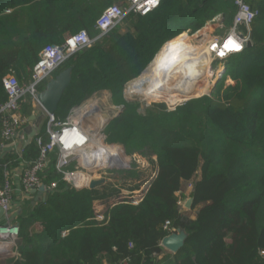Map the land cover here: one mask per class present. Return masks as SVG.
Segmentation results:
<instances>
[{
	"label": "trees",
	"instance_id": "1",
	"mask_svg": "<svg viewBox=\"0 0 264 264\" xmlns=\"http://www.w3.org/2000/svg\"><path fill=\"white\" fill-rule=\"evenodd\" d=\"M235 1L162 0L145 17L130 14L56 70L71 69L70 86L57 110H70L92 94L107 91L112 105L123 106L106 125L117 138L107 144L122 145L127 156L149 149L155 172L140 202L113 203L97 220L93 204L122 195L67 186L55 169L56 154H50L39 177L45 187L56 182L58 191L46 194L28 215L19 216L18 251L23 264H102L103 260L109 264L124 260L127 264H264V0H246L258 14L249 31L242 26L239 32L252 46L223 61L225 71L210 97L188 101L172 112L163 104H153L141 113L137 103L122 97L125 82L139 76L145 62L168 40L187 30L193 34L220 16L226 34L236 12ZM109 4L0 0V105L6 100L5 76L12 73L20 83H27L40 51L61 45L66 34L85 31L94 39L95 22ZM207 51L206 47L196 53L204 59ZM227 77L234 84L224 88ZM20 110L27 118L32 115L30 105ZM55 116L63 121L61 115ZM38 153L32 141L20 158L31 163ZM109 156L114 159L110 162H126L120 146L107 150L103 159ZM19 161L17 155L6 153L0 160V178L2 165L11 168ZM122 175L138 177L129 171ZM187 199H192L191 207L183 210L178 201ZM35 222L41 223L43 233L29 237L27 230ZM172 230L186 235L176 254L160 246Z\"/></svg>",
	"mask_w": 264,
	"mask_h": 264
},
{
	"label": "built area",
	"instance_id": "2",
	"mask_svg": "<svg viewBox=\"0 0 264 264\" xmlns=\"http://www.w3.org/2000/svg\"><path fill=\"white\" fill-rule=\"evenodd\" d=\"M123 1L126 4L125 6L111 5L96 20L95 30L98 32L96 38L90 39L85 31H80L68 35L59 46L48 45L44 47L38 55V61L34 65L27 83H20L12 73L2 79V88L5 92L6 100L0 105V137L3 141L0 145L1 152L6 149L8 152L21 156L22 150L17 151L14 147L11 148V144L18 134L30 125L29 118L21 114V106L30 105L33 110L42 112L37 101V95L42 91L40 87L51 78L53 73L63 63L72 55L88 49L94 41L120 25L130 14L145 17L156 11L162 2V0H154V2H149V0ZM235 6L236 12L229 31L223 37H213L211 34L209 41L205 42L213 61L222 63L229 57L242 53L245 41L249 40L247 36L239 32V27L243 26L249 31V26L258 13L250 8L246 0H236ZM221 53L223 54L221 55ZM81 108H72L64 121L58 120L55 114H45V139L41 135V131L38 130L39 126L35 127L36 135L33 137V141L39 153L36 160L29 163L28 167L22 172L20 185L25 193L38 190L42 186L39 175L47 167L49 155L52 153L56 154L55 169L61 175V181L76 190H81L84 187L88 188L90 181H92L91 175L97 172L100 167H106V164H104L105 166L97 167L98 162L93 165L86 163L84 150L95 143L97 136L101 137L103 144H108L104 133L105 122H103L98 134L93 133L92 125L88 126L87 124L96 118V115L92 117L95 109L83 110ZM101 154L103 153L101 152ZM95 155L97 159L99 156L97 151ZM111 159L112 156H109L103 162L109 163L114 160ZM71 164H74V168L68 170ZM1 168L0 209L3 212V216L0 219V254L15 249L19 237L18 226L13 223L12 216L14 213L12 203L14 190L10 180L11 171L7 164L2 165ZM77 175L87 176V182L77 185L74 181V177ZM189 189L190 187H188ZM57 191V183L53 182L48 187H45L44 195ZM122 200L137 204L141 199L139 197H135V199L119 197L113 201H105L104 204L109 207L113 203H118ZM185 204L186 200L178 201V205L183 210H186ZM168 227L169 223L165 222L164 229L167 230ZM172 231L175 233L174 230ZM121 264H127V260L122 261Z\"/></svg>",
	"mask_w": 264,
	"mask_h": 264
},
{
	"label": "rangeland",
	"instance_id": "3",
	"mask_svg": "<svg viewBox=\"0 0 264 264\" xmlns=\"http://www.w3.org/2000/svg\"><path fill=\"white\" fill-rule=\"evenodd\" d=\"M100 1H105V2L110 1L111 4H109L108 7L111 5L123 6L122 3H119L120 0H100ZM99 16H98V18H99ZM214 19H217V18H214ZM214 19L211 20L210 22H207L202 29H200L199 31H197L193 34L189 30L183 32L186 34L187 39H186V42L183 45L182 49L188 56H190L195 67L197 68L198 78H199L198 80H200V81L202 80V84H203V81H207V79H208V81L211 84V87H210L211 89L208 93L209 95L206 94V95H203L201 97H198L197 99H200L204 96H208V97L211 96L212 92L214 91L215 86L217 85V83L221 79V77H220L219 80H217L219 73L222 71L219 69H223L222 67H224L223 62L221 63V62L213 61V60L209 59V56H210L209 51H207V54H206L207 57L204 59L201 57L200 54L196 53V52L200 51L202 48L207 47L205 42L209 41L211 34L213 35V37H223L225 35L226 30H223L222 26H221V28H217L215 26L216 24H211L212 21H214ZM217 20H219V19H217ZM212 29L215 30V31H213V33H212ZM68 35H70V34L64 35V39ZM173 35H174V33H172V36ZM147 62L148 61H146L145 64H147ZM145 66L143 67V69H141L139 71V73L143 74ZM214 71H218L217 72L218 74L212 78L210 75L212 73H215ZM56 73L57 72H54L53 75H55ZM150 75L151 74L148 73L146 75L147 77L145 76V78H147V80L150 79L151 78ZM137 77H138V75L135 78H137ZM131 80L132 79H130L129 81H126L125 84L123 85L122 97L127 102L137 103L139 105L138 110L140 113L144 109L152 106L153 104H163V105H165L167 111L172 112L177 107H180L186 103V101H184V102H181L177 105L172 106L168 102L163 101L159 97H153L151 99L145 100L142 96L133 93V89H132L133 85L130 84ZM141 81H143L142 82L143 87L147 88L148 87V81H146L144 78ZM216 81H217V83H216ZM45 82H47V81H45ZM233 84H234L233 81L227 77L225 79V81L223 82V87L226 88V87L233 85ZM80 101L81 100H79L78 103ZM83 105L84 104H82L80 106H75V107L81 108V107H83ZM75 107H73V108H75ZM70 110H68L67 107L61 108V109H59V111L57 110L56 113L61 115L64 118V117L69 115ZM122 111H123V106L112 105V103L110 102V95H109V101H106V105L104 108V114L107 118L106 119L107 122L109 123L113 119L117 118V116ZM44 130H45V128H44ZM111 132H114L111 126H107L104 129V133L106 135V141L107 142H109V141L115 142V140H117V138L114 137L115 135L111 134ZM107 146H108L107 150H109V149L112 150L114 146L117 147L118 145H107ZM119 146H120L121 151H122V156H123V158L126 159V162H124V164L123 163H117V162L111 163L110 166H107L105 168L100 167L98 169V171L93 173L91 176H94L95 174H97L100 177V179L106 180V182H107L106 188L108 189L109 192L117 193V194L122 193V196H121L122 198L126 197L128 199H131V198L135 199V197L141 196V194L144 192V189H146L147 181H149V178L153 177L155 170H154V165L151 163V161L154 160V157L151 156L150 150L147 148L143 149L142 152H140L138 154L136 153L134 155L127 156L125 154L124 147L122 145H119ZM124 171L133 172V173L137 174L138 177L135 179H132V178L131 179H125L122 175V172H124ZM136 187H139V190L143 189V192L142 193L141 192L132 193L129 191L130 189H134ZM115 196H117V195H115Z\"/></svg>",
	"mask_w": 264,
	"mask_h": 264
},
{
	"label": "bare ground",
	"instance_id": "4",
	"mask_svg": "<svg viewBox=\"0 0 264 264\" xmlns=\"http://www.w3.org/2000/svg\"><path fill=\"white\" fill-rule=\"evenodd\" d=\"M185 42V36L179 35L162 44L158 48L156 54L152 56L151 60L146 64L144 68L145 72L130 81V84L133 85V93L142 96L145 100L159 97L172 106L208 94L211 89V84L208 79L207 81H203V84L202 80H198L197 68L190 56H188L182 49ZM209 59H211L210 56ZM214 72L215 73L210 75L212 78L218 74V71ZM148 73L151 74V78L147 80L145 76ZM143 78L148 81L147 88H144L142 85L143 81L141 80ZM89 107H91L90 102L87 101L81 109H89ZM102 124L103 121L94 118L90 123L88 122L87 125H92L95 133L98 134ZM107 147L106 144L101 142V137L97 136L95 143L91 146L94 152L96 153L97 151L99 155L95 160V163L98 162L97 167L109 164L108 162H103V156L106 154ZM101 152L103 154H101ZM110 164L108 166H110ZM78 176H81L80 182L83 184L85 182L83 180L85 179L84 175L75 176L74 181Z\"/></svg>",
	"mask_w": 264,
	"mask_h": 264
},
{
	"label": "crops",
	"instance_id": "5",
	"mask_svg": "<svg viewBox=\"0 0 264 264\" xmlns=\"http://www.w3.org/2000/svg\"><path fill=\"white\" fill-rule=\"evenodd\" d=\"M122 4H123V6L126 5L124 1L122 2ZM211 24H216L215 26L217 28H221V26H223L222 25L223 23L222 22L220 23V21L217 19H214V21H212ZM213 31H215V30L212 29V33H213ZM181 35L182 36L184 35L185 38L187 39V36L185 33H183ZM87 101L90 102V106H91V107H89L90 110L95 109V111L96 110L100 111L98 116L96 117V119H99V120L105 122L104 128H106V125L108 122H107V120H106L107 118L104 114V108L106 105V101H109L108 92L105 90L96 92V93L92 94V96H90L87 100H84L82 103H80L78 106L84 104ZM38 113H40V112L32 109V115H36ZM66 117L63 118V121L65 120ZM60 121H62V120H60ZM45 126H46V115L44 114V115H42V121H41L39 128H38V130L41 131V134L44 138H46L45 130H44ZM27 127H29V126H27ZM27 127H25L24 129H26ZM24 129L18 134V136L16 137L14 142L11 144V148L14 147L17 151L26 149L30 145V143L33 141V138L30 137V134H26L23 132ZM111 145H117V144H111ZM6 153H8V151H6V149L3 152H0V160L4 157V155H6ZM17 157L19 158L20 161L11 168L9 165V169L11 171L10 180H11L12 187L14 190L13 201H12L14 213L12 216H13V223L15 225H17V223H18L19 216L28 215L30 213V210H31L30 207H34L39 202H43L42 199L44 197L43 195H42L43 196L42 197V196L37 195L36 193L35 194H33L31 192L25 193L22 190V187L20 185V178H21L22 172L28 167L30 162L26 161L24 159H21L20 155ZM1 173H2V170H1ZM77 178L78 177H76L75 183L79 184L77 182ZM84 178L85 179H83V180L85 182H87L88 177L84 175ZM92 180H104V179H100V177L97 174H95L94 176H92ZM1 184H2V175L0 178V187H1ZM106 186H107V182L105 180L104 184L96 187L95 189H100L101 191H107L108 189L106 188ZM144 191H145V189H144ZM139 192L142 193L143 189L134 191L132 193H139ZM189 192H190V190H187L186 195H188ZM118 194L122 195V193H118ZM142 195H143V193L141 194V196H139L140 199L142 198ZM106 208H107V205L104 204V201L103 202L102 201L96 202L93 204V212H94V215L96 216L97 220H100L102 218L101 215L105 211ZM0 224H1V220H0ZM42 233H43V226L41 225L40 222H35L27 230V234L29 235V237H39ZM19 241L20 240L18 238L17 247L15 249L0 254V264H23V260L19 254V251H18ZM102 264H109V263L106 260H103Z\"/></svg>",
	"mask_w": 264,
	"mask_h": 264
},
{
	"label": "water",
	"instance_id": "6",
	"mask_svg": "<svg viewBox=\"0 0 264 264\" xmlns=\"http://www.w3.org/2000/svg\"><path fill=\"white\" fill-rule=\"evenodd\" d=\"M219 21L220 23L223 21L222 16L219 17ZM251 46H252L251 41L246 40L243 45V49L245 50L247 48H250ZM224 71H225V68H223L222 71L219 73L217 80H219V78L224 73ZM70 83H71V69H65L55 74L45 83L44 89L37 95V101H38V104L42 112L36 115H31L29 117L30 125L26 129H24L23 131L24 133L30 134L31 138L35 137L36 135L35 127H38L40 125L42 121V115L44 114L52 115L57 112V109L61 103L62 97L65 91L69 88ZM194 99H197V98L189 99L186 102L194 100ZM99 112H100L99 110L94 111V113H92V117H94L95 115L97 117ZM94 132L95 130L93 131V133ZM84 154H85L88 165H93L96 160V155H95L94 150L91 147H89L86 150H84ZM108 165L109 164H107L106 167ZM104 183H105V180H92L90 181L88 185V189L90 190L94 189ZM44 191H45V186L42 185L38 190H34L31 193L33 194L36 193L39 196L43 195L44 197L42 196L43 197L42 200L44 201V198H45ZM191 204H192V199H188L185 204V209L189 210L191 207ZM2 216H3V212L0 209V219L2 218ZM185 240H186L185 233L181 230H177L175 233L165 237L161 241L160 246L165 251L171 254H176L183 247ZM262 256L264 258V253H262Z\"/></svg>",
	"mask_w": 264,
	"mask_h": 264
},
{
	"label": "snow or ice",
	"instance_id": "7",
	"mask_svg": "<svg viewBox=\"0 0 264 264\" xmlns=\"http://www.w3.org/2000/svg\"><path fill=\"white\" fill-rule=\"evenodd\" d=\"M149 2H154V0H149ZM223 53H221V55H222Z\"/></svg>",
	"mask_w": 264,
	"mask_h": 264
},
{
	"label": "clouds",
	"instance_id": "8",
	"mask_svg": "<svg viewBox=\"0 0 264 264\" xmlns=\"http://www.w3.org/2000/svg\"><path fill=\"white\" fill-rule=\"evenodd\" d=\"M109 145V144H108Z\"/></svg>",
	"mask_w": 264,
	"mask_h": 264
}]
</instances>
